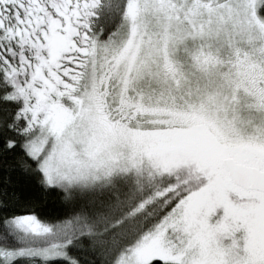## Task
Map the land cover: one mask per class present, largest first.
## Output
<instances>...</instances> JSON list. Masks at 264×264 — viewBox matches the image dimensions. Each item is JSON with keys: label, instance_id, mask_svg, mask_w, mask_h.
I'll list each match as a JSON object with an SVG mask.
<instances>
[{"label": "snow or ice", "instance_id": "6c2138e0", "mask_svg": "<svg viewBox=\"0 0 264 264\" xmlns=\"http://www.w3.org/2000/svg\"><path fill=\"white\" fill-rule=\"evenodd\" d=\"M0 264H264V0H0Z\"/></svg>", "mask_w": 264, "mask_h": 264}]
</instances>
